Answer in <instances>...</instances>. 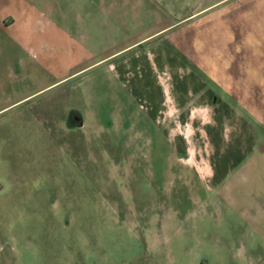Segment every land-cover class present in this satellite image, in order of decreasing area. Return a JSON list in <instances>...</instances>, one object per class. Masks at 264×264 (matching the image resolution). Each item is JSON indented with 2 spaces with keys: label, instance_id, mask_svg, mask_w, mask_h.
I'll return each instance as SVG.
<instances>
[{
  "label": "rangeland",
  "instance_id": "obj_1",
  "mask_svg": "<svg viewBox=\"0 0 264 264\" xmlns=\"http://www.w3.org/2000/svg\"><path fill=\"white\" fill-rule=\"evenodd\" d=\"M19 7L0 28V264H264V150L237 142L242 171L213 173L204 132L209 96L264 146V0H0ZM163 94L167 133L137 101Z\"/></svg>",
  "mask_w": 264,
  "mask_h": 264
},
{
  "label": "crops",
  "instance_id": "obj_2",
  "mask_svg": "<svg viewBox=\"0 0 264 264\" xmlns=\"http://www.w3.org/2000/svg\"><path fill=\"white\" fill-rule=\"evenodd\" d=\"M29 12L30 9H28L27 7H19L14 9L13 11L0 13V28L6 31L20 27L22 25L20 19H23V15H26ZM17 36L18 38H20V40H22V33L17 34ZM135 57L139 58L140 55L134 56L133 58ZM136 67V70L140 71L141 68L138 65ZM108 68L112 70L114 77H116L117 79H123L125 81L133 78L135 75L134 73H136H132L129 70L128 62L125 59H121L115 63H109ZM208 98L210 97L208 96L205 99L206 105L209 107V109L214 111V116L210 122L208 121L206 123L204 132L206 133V135H209L207 139L208 143L206 145L210 147L213 146L215 152L212 155V160L210 159V162H212V164L207 168L213 173L217 172V168L219 166H221L220 168H222V171L224 172H240L242 171V168H244V166L241 164V159H253V157H256V148L260 147V149L264 150V146L262 144L258 145V137L252 130L251 126L246 123L243 124L242 122H239V120L237 121L235 117H233L232 108L229 106V104L221 102L218 99V101L216 99L214 100V98V101L208 102ZM167 100L168 97L163 94L162 98H159L156 101V104L153 108L147 107L140 99L137 100L138 104L141 107L140 109L142 111L144 110L149 112L151 114V116L149 115V117L154 122V124L158 127H165V132L167 123L166 120H163V118L161 117L168 114L167 110H170L172 104V102H170L168 105H164L167 103ZM158 120H160L161 123H159ZM205 128L207 129L205 130ZM237 142L240 144L242 151V158H238V160L235 156ZM204 154L203 159L205 157H208V155H206L208 154L207 152L205 155Z\"/></svg>",
  "mask_w": 264,
  "mask_h": 264
}]
</instances>
